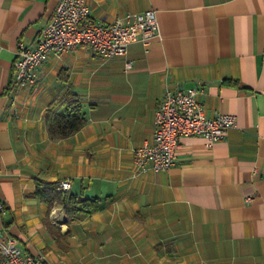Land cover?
I'll return each instance as SVG.
<instances>
[{"label": "crops", "instance_id": "1", "mask_svg": "<svg viewBox=\"0 0 264 264\" xmlns=\"http://www.w3.org/2000/svg\"><path fill=\"white\" fill-rule=\"evenodd\" d=\"M86 1L103 24L152 9L157 34L124 57L87 46L50 55L19 87L17 47L34 44L59 0H0L3 238L41 264H264V0ZM167 85L202 89L205 115L236 126L212 144L180 138L174 166L135 176L133 151L153 142ZM69 94L85 123L50 137L46 113L65 110ZM64 179L98 209L66 218L29 196Z\"/></svg>", "mask_w": 264, "mask_h": 264}, {"label": "built area", "instance_id": "2", "mask_svg": "<svg viewBox=\"0 0 264 264\" xmlns=\"http://www.w3.org/2000/svg\"><path fill=\"white\" fill-rule=\"evenodd\" d=\"M157 34L155 11H129L109 23L96 22L90 15L86 0H59L49 22L41 29L32 46L19 44L13 61V83L26 87L35 82L37 71L50 55L89 47L103 59L124 57L128 46L135 42L147 43ZM131 69V62L124 65ZM202 89L183 91L165 86L163 97L154 115L153 142L133 151V173L164 172L175 165L178 140L200 137L209 144L224 138L236 126L233 115H205L198 98ZM70 180L55 185L57 192L67 194ZM0 210L2 205L0 204ZM0 264H41V258L26 254L13 237L0 233Z\"/></svg>", "mask_w": 264, "mask_h": 264}, {"label": "trees", "instance_id": "3", "mask_svg": "<svg viewBox=\"0 0 264 264\" xmlns=\"http://www.w3.org/2000/svg\"><path fill=\"white\" fill-rule=\"evenodd\" d=\"M68 107L62 112L53 113L47 112L45 116V123L47 133L53 138H66L77 132L85 123L84 114L81 111L80 105L75 97L71 94L67 97ZM55 184H49L46 188L36 186L33 193L29 194L31 197H37L43 200L48 208L53 204H57L64 211L66 218L72 217L77 212L89 213L98 209V205L94 201H78L70 194L57 192ZM57 230H52L53 234ZM58 233V231H57Z\"/></svg>", "mask_w": 264, "mask_h": 264}]
</instances>
